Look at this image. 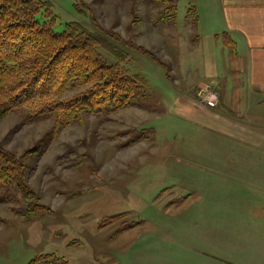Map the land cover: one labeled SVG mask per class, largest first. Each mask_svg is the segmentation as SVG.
Wrapping results in <instances>:
<instances>
[{
  "label": "rangeland",
  "instance_id": "1",
  "mask_svg": "<svg viewBox=\"0 0 264 264\" xmlns=\"http://www.w3.org/2000/svg\"><path fill=\"white\" fill-rule=\"evenodd\" d=\"M41 1L42 26L84 25L146 76L149 92L129 108L82 115L52 139L51 117L0 118V152L15 161L0 182V264H168L178 245L188 264L224 246L230 261L212 264H264V212L233 202L231 190L249 188L227 186L211 167L232 157L230 141L187 121L171 96L192 46L186 17L203 20L219 0Z\"/></svg>",
  "mask_w": 264,
  "mask_h": 264
},
{
  "label": "crops",
  "instance_id": "2",
  "mask_svg": "<svg viewBox=\"0 0 264 264\" xmlns=\"http://www.w3.org/2000/svg\"><path fill=\"white\" fill-rule=\"evenodd\" d=\"M210 7L212 14L203 20L194 12L193 27L186 19L189 31L194 29L192 54H185L184 73L178 68L172 72L174 86L176 82L182 86L179 94L171 95L173 106H179L180 115L201 130L230 141L232 157L211 167L225 172L227 186L249 188L231 190L236 193L231 195L233 202L264 212V0H219ZM203 87L215 94V108L198 104ZM186 247L178 245L165 261L188 264L183 255ZM222 249L220 255L210 253L201 259L207 264L218 259L228 263V247Z\"/></svg>",
  "mask_w": 264,
  "mask_h": 264
},
{
  "label": "trees",
  "instance_id": "3",
  "mask_svg": "<svg viewBox=\"0 0 264 264\" xmlns=\"http://www.w3.org/2000/svg\"><path fill=\"white\" fill-rule=\"evenodd\" d=\"M46 8L41 0H0V118L18 110H28L29 121L51 117L52 139L82 115L129 108L140 92H149L146 76L125 69L107 40L84 25L66 23L60 33L42 26L36 18ZM165 10L174 13L175 7ZM186 18L193 27L196 17L194 23ZM106 54L115 64L106 62ZM0 162L7 164L0 163L1 182L15 161L0 152Z\"/></svg>",
  "mask_w": 264,
  "mask_h": 264
},
{
  "label": "built area",
  "instance_id": "4",
  "mask_svg": "<svg viewBox=\"0 0 264 264\" xmlns=\"http://www.w3.org/2000/svg\"><path fill=\"white\" fill-rule=\"evenodd\" d=\"M205 88V87H204ZM198 102L207 108L213 109L217 105V99L215 94L210 90V88L201 89L198 93Z\"/></svg>",
  "mask_w": 264,
  "mask_h": 264
}]
</instances>
